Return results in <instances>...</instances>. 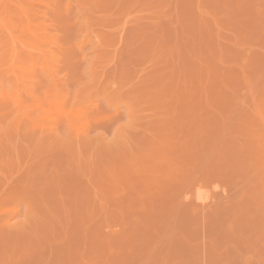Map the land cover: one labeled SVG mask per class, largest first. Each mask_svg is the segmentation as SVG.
<instances>
[{"label": "rangeland", "instance_id": "obj_1", "mask_svg": "<svg viewBox=\"0 0 264 264\" xmlns=\"http://www.w3.org/2000/svg\"><path fill=\"white\" fill-rule=\"evenodd\" d=\"M0 99V264H264V0H0Z\"/></svg>", "mask_w": 264, "mask_h": 264}, {"label": "bare ground", "instance_id": "obj_2", "mask_svg": "<svg viewBox=\"0 0 264 264\" xmlns=\"http://www.w3.org/2000/svg\"><path fill=\"white\" fill-rule=\"evenodd\" d=\"M69 9H70V4L68 5V7H67V9H66V11H69ZM72 12V11H71ZM64 28L66 29V26L64 25ZM47 30V28H42V30ZM10 30V33L12 34L13 33V31H11V29H9ZM78 35V34H77ZM81 35V34H80ZM85 37H83V35H81L80 36V38L79 39H81V40H79L77 43H78V47H79V49H81V50H83L84 49V47L88 44V43H90V41H91V38L86 34V35H84ZM46 37H47V42L50 44V45H52V46H56V47H63L64 46V43H62L61 42V38L60 37H58V36H56V35H52V36H48V35H46ZM78 37H79V35H78ZM82 37V38H81ZM68 45V44H67ZM66 45V46H67ZM83 57L84 58H86V56H85V54H84V51H83ZM45 69H47L49 72H50V74L52 75V77L53 78H55L54 76L56 75V73H57V70L58 69H56L55 68V66L53 65V64H51V63H47L46 64V67H45ZM20 95V94H19ZM18 99H20L19 97H18ZM1 100V99H0ZM91 101V100H90ZM95 101V100H94ZM3 102H5V101H3ZM16 102V101H15ZM92 102V101H91ZM90 102V103H91ZM8 103V102H7ZM11 103V102H10ZM28 103V102H27ZM92 104V103H91ZM93 105H94V108H97V104L96 103H93ZM21 106V105H20ZM22 107V106H21ZM84 109H85V107L83 106V105H80V106H78L74 111L78 114V118H79V120L84 124V128H85V125L86 124H89L88 122V117H87V111H84ZM2 114V113H1ZM1 116V115H0ZM7 119V118H6ZM1 127H3V126H1ZM85 130L87 131L88 129H86L85 128ZM85 131V132H86ZM204 195V194H203ZM15 207V206H14ZM12 217L10 216V215H8V217H7V221H9L10 219H11Z\"/></svg>", "mask_w": 264, "mask_h": 264}]
</instances>
